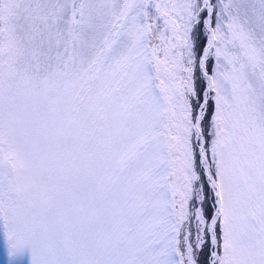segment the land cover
<instances>
[{
    "label": "snow or ice",
    "instance_id": "6c2138e0",
    "mask_svg": "<svg viewBox=\"0 0 264 264\" xmlns=\"http://www.w3.org/2000/svg\"><path fill=\"white\" fill-rule=\"evenodd\" d=\"M0 230L30 264H264V0H0Z\"/></svg>",
    "mask_w": 264,
    "mask_h": 264
},
{
    "label": "rangeland",
    "instance_id": "374dc122",
    "mask_svg": "<svg viewBox=\"0 0 264 264\" xmlns=\"http://www.w3.org/2000/svg\"><path fill=\"white\" fill-rule=\"evenodd\" d=\"M0 264H30V252L27 249L15 257H9L2 230H0Z\"/></svg>",
    "mask_w": 264,
    "mask_h": 264
}]
</instances>
